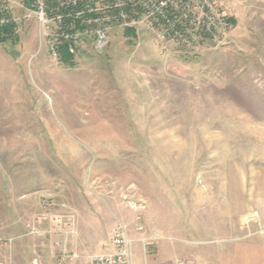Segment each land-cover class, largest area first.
Instances as JSON below:
<instances>
[{"label": "rangeland", "instance_id": "rangeland-1", "mask_svg": "<svg viewBox=\"0 0 264 264\" xmlns=\"http://www.w3.org/2000/svg\"><path fill=\"white\" fill-rule=\"evenodd\" d=\"M79 2L0 0V261L90 264L129 212L176 264L264 242V0Z\"/></svg>", "mask_w": 264, "mask_h": 264}, {"label": "crops", "instance_id": "crops-1", "mask_svg": "<svg viewBox=\"0 0 264 264\" xmlns=\"http://www.w3.org/2000/svg\"><path fill=\"white\" fill-rule=\"evenodd\" d=\"M145 213L146 211L142 212L141 216L134 217L129 212L122 217H117V220H121L129 226L130 237L133 240V264H141L142 257H145L144 264H176L177 258L173 259L171 250H167L166 245L158 241L160 238L158 233L160 232L147 228L143 223V218L146 219ZM138 226H142L143 231H139ZM108 242L110 243V239ZM150 248L152 253H149ZM109 250L110 245L105 252ZM64 252L67 253V249H64ZM213 258L206 257L205 264H264V242L254 240L236 242L228 252L225 250L218 251L217 256ZM73 262L74 259H66L63 256L59 264H73Z\"/></svg>", "mask_w": 264, "mask_h": 264}, {"label": "built area", "instance_id": "built-area-1", "mask_svg": "<svg viewBox=\"0 0 264 264\" xmlns=\"http://www.w3.org/2000/svg\"><path fill=\"white\" fill-rule=\"evenodd\" d=\"M75 4L77 5L78 0H73ZM93 3H91L92 7ZM99 20H96V23H98ZM97 35L100 36L99 43H102L104 40V34L101 32H97ZM103 49V46H101ZM73 52V51H72ZM62 209L66 212V214L63 215H57L56 222L58 227L60 228V231L65 235H74V227H73V221L75 220V213L72 211L71 208H69L68 205L63 204ZM139 231H143L142 226H138ZM129 226L127 223L119 220L115 228L113 229L111 233L110 238V250L104 253L96 254L90 257V264H133V240L130 237L129 232ZM148 243V241H145ZM2 241H0V244ZM7 246L6 244H3ZM2 246V245H1ZM64 257L76 259L78 258V255L76 253L74 254H67L63 253ZM0 264H10L6 260L0 261ZM34 264H38V261L36 260Z\"/></svg>", "mask_w": 264, "mask_h": 264}, {"label": "trees", "instance_id": "trees-1", "mask_svg": "<svg viewBox=\"0 0 264 264\" xmlns=\"http://www.w3.org/2000/svg\"><path fill=\"white\" fill-rule=\"evenodd\" d=\"M30 2V0H28V3ZM94 5V4H93ZM84 5L81 3V2H79L77 5H76V7H74V9L76 10V11H80V9H82V7H83ZM132 8L130 7V8H128L127 9V11H128V13L130 14V15H132V10H131ZM109 10H112V11H110V12H115L116 11V9H114V8H108L107 9V11H109ZM139 10L140 11H142L143 9L142 8H140L139 7ZM76 11H73V8H72V6L71 7H67L66 9H65V13H66V15H67V17L69 16V17H73L74 15H72V12L73 13H75ZM116 14H117V12H116ZM100 15V13H90V14H87L86 15V17L88 18V17H97V16H99ZM68 17V18H69ZM67 18V19H68ZM171 18H173V16L171 17ZM0 19H2V14L0 13ZM69 20V22H70V20H71V18H69L68 19ZM8 30V28H0V35H2L3 33L5 34V33H8L9 31H7ZM125 31H126V34L128 35V36H135L136 34H135V29L134 28H129V27H125ZM5 42V41H4ZM60 52L62 53V57L66 60V61H68L69 59H71L72 57V54L70 53V51H69V46H68V44H67V42H64V43H62V45L60 46Z\"/></svg>", "mask_w": 264, "mask_h": 264}]
</instances>
